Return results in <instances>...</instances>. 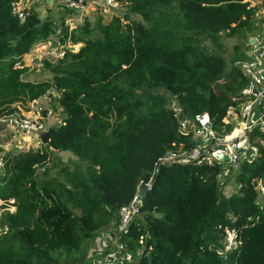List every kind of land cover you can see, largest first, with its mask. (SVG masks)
Wrapping results in <instances>:
<instances>
[{"label":"trees","instance_id":"obj_1","mask_svg":"<svg viewBox=\"0 0 264 264\" xmlns=\"http://www.w3.org/2000/svg\"><path fill=\"white\" fill-rule=\"evenodd\" d=\"M20 1L0 0V120L49 96L61 123L50 128L48 145L3 157L0 201H14L16 211L0 216V264H61L56 255L63 254L78 261L149 183L160 158L194 146L179 131L172 99L183 118L208 113L217 133L232 130L224 120L250 79L237 63L226 71L222 40L252 30L256 13L248 0H113L123 17L105 23L99 15L70 31L35 11L22 21L13 6ZM56 33L79 49L44 61L50 80L27 81L29 69L18 67L23 57ZM249 141L257 156L228 176L225 164L161 168L148 212L121 237L125 255L115 264H264L257 188L264 185V132L255 129ZM59 153L74 161L42 177L59 167ZM231 176L235 193L226 197ZM226 230L238 233L230 250Z\"/></svg>","mask_w":264,"mask_h":264},{"label":"built area","instance_id":"obj_2","mask_svg":"<svg viewBox=\"0 0 264 264\" xmlns=\"http://www.w3.org/2000/svg\"><path fill=\"white\" fill-rule=\"evenodd\" d=\"M87 0H62L61 9L75 12L78 22H84L86 18ZM250 2V1H248ZM112 8H117L118 4L113 0H106L105 4ZM15 14L24 21L31 11L29 0H21L14 3ZM262 10H258L255 17L264 18V1L260 3ZM252 8V7H251ZM254 9V8H253ZM261 16V17H260ZM73 19H69L66 23L69 30L72 31ZM67 49L78 50L77 46H71L70 43L64 44L59 41L58 50L49 54V57L55 60L64 58ZM264 39L261 45L260 52L252 53L249 59L236 64L243 71L244 75L250 79V86L247 90L249 101L239 113L237 108H232L227 118L224 120V125H232V130L225 134H219L213 127V121L208 113L197 114L191 118H179V131L184 137L192 136L194 146L191 148L181 144L180 148L169 152L159 159L153 176L149 183L152 187L153 178L159 173L161 168L170 167L173 165H214L225 164V175L228 176L232 170L236 171L240 167L241 162H252L257 156V151L252 148L249 136L252 132L260 128L264 132ZM47 56L40 55L37 58L38 68H43V60ZM240 117V119H238ZM42 117L36 112L22 118L17 128L24 137L31 139L39 146L42 144L41 135L46 131L45 125L42 122ZM4 123L12 124V120H3ZM13 125V124H12ZM34 137V139L32 138ZM38 146V147H39ZM222 158L227 159L226 161ZM3 162L0 161V167ZM258 190L264 193V185L258 182ZM142 209V201L138 189V193L132 200L130 206L122 207L120 214V235L127 234L129 228L140 215ZM226 245L227 250H230L238 244V233L235 230H226ZM110 264V263H107Z\"/></svg>","mask_w":264,"mask_h":264},{"label":"rangeland","instance_id":"obj_3","mask_svg":"<svg viewBox=\"0 0 264 264\" xmlns=\"http://www.w3.org/2000/svg\"><path fill=\"white\" fill-rule=\"evenodd\" d=\"M258 1H264V0H258ZM125 13H126L125 9L119 8V12L117 14L123 17ZM79 19L80 17L73 19L74 24L72 25V30L76 29L79 25H82L80 22H78ZM96 21L97 20H95L93 24H95ZM249 35H252V33L249 32L248 35L246 33H240L233 37L223 36L221 53L226 59V71L229 70L230 68H234V67L236 68L235 63H238L239 60L241 59V58L239 60L237 59V56H239L238 52L240 53L241 51V53H243L244 58L242 59V61L247 60V58L248 59L250 58V56L246 54L247 47L249 46L248 45ZM206 46L210 49L213 48L209 41H206ZM48 78H49V74L47 72V74H45V79ZM220 84L228 85V80L223 79L220 82ZM244 92L238 98H235L238 102V106L236 108L239 111V113L242 111L243 107L249 101V96L246 93L247 89L244 90ZM48 105H50V100H47V106ZM170 108L177 113V116L179 118H182L181 116L182 111L180 110L178 103L174 99H172L170 102ZM22 111H24L25 113L19 114L17 115V117H13L9 120H12L13 122H19L22 118L27 116L26 114L27 112L25 110ZM238 119H240V117H238ZM59 120L60 118H58V115L57 116L52 115L51 119L45 120L44 123L46 124L47 128H50L51 125L53 126L57 125ZM17 126L18 124L14 126L12 124L4 123L3 120H0V151H2L0 153V161H3V157L8 153L17 154L22 152H28L31 149L37 148L39 146V144H36L29 138H27L28 141H26L25 139L23 140L24 136L20 134V131L18 130ZM32 138L34 139V137ZM13 141L15 143H13ZM53 159L55 160L54 162L59 165V167L56 170H52L50 173H48L47 176L42 175V177L54 178L59 170L66 168L68 165H70L69 162L71 160L74 161L71 154L69 153L55 154L53 156ZM50 166H52L51 163ZM70 169L72 171L73 166H70ZM40 173L44 174V171L42 170ZM224 182L225 184L222 187V193L224 196L229 197L230 195L235 193V188H236L235 178L233 176L229 177V179L225 178ZM257 188L259 187L257 186ZM13 202L14 201H11L10 204H6L5 202L0 201V216L6 211H10L11 213H14L16 211V208L12 205ZM259 202L261 204L264 203V193L262 192L260 194ZM76 212L78 214H81L80 210H77ZM143 215L144 214L138 216V219L142 221ZM122 248H123V244L121 243V235H120V214L118 213L117 220L112 221V223L109 224V226L102 229L99 232V235L95 241L85 244L84 250L82 251V255L79 257L78 261H74L72 258L73 256L69 257L67 254L56 255V257L58 258V261L61 264H107V263L115 264L116 260L123 258L125 255V253H123Z\"/></svg>","mask_w":264,"mask_h":264},{"label":"crops","instance_id":"obj_4","mask_svg":"<svg viewBox=\"0 0 264 264\" xmlns=\"http://www.w3.org/2000/svg\"><path fill=\"white\" fill-rule=\"evenodd\" d=\"M61 1L62 0H54L52 4H48L46 0H29V5H30V9L32 11L37 12L42 20L51 19L52 21L55 22L56 25L59 26L62 23L66 24V21L69 19L77 18L76 14L72 13L71 11L68 12L62 11L60 4ZM248 1H250L249 2L250 6L254 8L255 13H257L258 10H262L260 3L263 1H258V0H248ZM103 2L104 0H87L86 2L87 9H86V18H85L87 21H90L93 24L94 21L97 20V16L100 15L104 19V22L107 23L111 20V17L113 15L119 12V8L114 10V8L103 6ZM73 24L74 21L71 23V25ZM62 30L63 27H60L57 33L60 34ZM249 32L252 33V35H249L248 37L249 46L247 47L246 54L252 56V53L254 52L259 53L261 50V45L264 39V18H255L253 29L248 31L246 34L248 35ZM57 33L55 36L53 35L49 41L34 47L28 55L23 57L22 65L18 67L29 69L28 73L25 75V79L27 81L40 82V81L50 80V76L48 79H45V74H47V72H45L44 68L43 70L38 68L37 58L40 55H44L47 56L46 58H50L48 55L58 50L59 38ZM259 55L260 57L264 58V55L261 54ZM47 100H50L49 96H46L43 99H40L34 102L33 104H31V112H33L34 110L41 113L44 111L48 112L47 118L45 120L51 119V116L53 115L50 105L47 106ZM22 113L25 112L22 111ZM52 126L53 125H51V127ZM24 139L28 141L26 137H24L23 140ZM13 143L15 142L13 141Z\"/></svg>","mask_w":264,"mask_h":264},{"label":"water","instance_id":"obj_5","mask_svg":"<svg viewBox=\"0 0 264 264\" xmlns=\"http://www.w3.org/2000/svg\"><path fill=\"white\" fill-rule=\"evenodd\" d=\"M46 2L48 4H52L54 2V0H46ZM106 2V0H105ZM46 113L47 111L43 112V117L46 118ZM52 134V130L49 129L48 132L44 133L42 135V141L44 145H48L50 143V136ZM223 160H227L225 158H222ZM152 190V187L149 185H141L139 188V192H140V197H141V201H142V209H141V214H145L148 212L149 209V199H148V194L149 192Z\"/></svg>","mask_w":264,"mask_h":264},{"label":"clouds","instance_id":"obj_6","mask_svg":"<svg viewBox=\"0 0 264 264\" xmlns=\"http://www.w3.org/2000/svg\"><path fill=\"white\" fill-rule=\"evenodd\" d=\"M104 4H105V0H104V2H103V6H107V5H104ZM86 5H87V3H86ZM108 7H109V6H108ZM118 8H120L119 4H118V7H117V8H114V9H118ZM31 11H32V10H31ZM62 11L68 12V11H70V10H62ZM72 13L75 14V12H73V11H72ZM76 17H77V16H76ZM85 20H86V19H85ZM85 20H84V21H85ZM67 21H68V20H67ZM67 21H66V23H67ZM83 23H84V22H83ZM83 23H81V24H83ZM79 26H81V25H79ZM79 26H78V27H79ZM65 27H68V28H69V26H67L66 24H65ZM78 27H77V28H78ZM77 28H76V29H77ZM74 30H75V29H74ZM72 31H73V30H72ZM59 41H60V40H59ZM71 46H72V45H71ZM77 47H78V49H79L80 46H77ZM74 51H76V50H74ZM50 58H52V57H50ZM47 59H49V58H45V59L43 60V63H44V61L47 60ZM43 65H44V64H43ZM20 66H21V65H20ZM19 68H20V67H19ZM43 68H44V66H43ZM43 68H40V69L43 70ZM54 95H55V93H54ZM35 102H36V101H35ZM32 104H33V103H32ZM21 112H22V111H21ZM26 112H27V113H26L27 115H29L30 113H32V112H31V104H30V106H29V111H26ZM33 112H36V113H38V114L41 115V117H42V119H43L42 122H43V124L45 125V128H46V131H45L44 133L48 132V130H49L50 128H47V127H46V124L44 123V120L47 118V114H48V112L46 113V118L43 117V112L41 113V112H37V111H35V110H34ZM11 118H13V117H11ZM11 118H9V119H11ZM9 119H2V120H9ZM15 123H16V122H13L12 124L15 125ZM59 123H61V122H59ZM44 133H43V134H44ZM43 134H42V135H43ZM42 135H41V140H42ZM42 144H43V141H42ZM42 144H41V145H42ZM41 145H40L39 147L34 148V149H31V150H38V149L41 147ZM22 153H23V152H22ZM17 154H18V153H17ZM2 162H3V161H2ZM3 166H4V164H3ZM3 166H2V167H3ZM2 167H0V168H2ZM142 185H143V184H142ZM144 185H145V184H144ZM139 188H140V187H139ZM139 193H140V192H139ZM140 215H142V214H140ZM140 215H139V216H140ZM137 218H138V217H137ZM137 218H136V219H137ZM122 236H123V235H121V237H122Z\"/></svg>","mask_w":264,"mask_h":264}]
</instances>
